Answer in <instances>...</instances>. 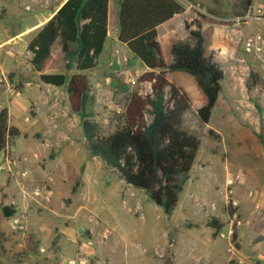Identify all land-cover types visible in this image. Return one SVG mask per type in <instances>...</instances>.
I'll list each match as a JSON object with an SVG mask.
<instances>
[{
	"label": "rangeland",
	"instance_id": "rangeland-1",
	"mask_svg": "<svg viewBox=\"0 0 264 264\" xmlns=\"http://www.w3.org/2000/svg\"><path fill=\"white\" fill-rule=\"evenodd\" d=\"M63 1L0 0V110L7 107L9 124L20 129L0 153V264H192L199 256L194 264H208L205 250L227 258L239 247L233 236L237 228L252 212L264 215V20L256 18L264 0H254L244 16H237L239 0H180L190 8L188 24L203 25L209 49L214 25L204 16L237 22L238 31L233 33V24L217 26L229 44L213 49L225 78L208 123L198 116L203 102L195 78L168 73L192 100L182 129L200 141L170 213L95 156L82 126L88 117L100 134L114 132L128 94L151 92V83L139 80L145 64L124 43L110 39L98 65L84 71L91 96L83 115L71 111L66 86L44 83L32 66L28 43L37 29L26 28ZM254 19L259 28L244 32ZM113 21L112 14L111 26ZM187 34L181 24L176 37ZM171 39L170 30L162 27V54L168 60ZM43 71L66 72L59 43ZM37 189L50 190V196L35 195ZM7 204L15 209L8 218L3 215ZM229 204L235 213L228 220ZM215 206L226 221L220 220L224 236L214 240L204 226L188 230L187 220L200 219L199 210ZM167 225L178 230L176 256L175 234L167 241L164 236ZM245 229V257H231L229 264H264V244L255 238L251 243L256 241L259 250L249 245L250 236L264 231V217Z\"/></svg>",
	"mask_w": 264,
	"mask_h": 264
},
{
	"label": "trees",
	"instance_id": "trees-1",
	"mask_svg": "<svg viewBox=\"0 0 264 264\" xmlns=\"http://www.w3.org/2000/svg\"><path fill=\"white\" fill-rule=\"evenodd\" d=\"M253 1L239 0L241 12L237 16L246 15ZM109 3L110 0H66L28 43L31 64L40 73L41 80L57 87L66 86L71 111L79 115L85 113L91 96L84 71L98 65L108 38ZM118 5L117 38L148 68L139 80L151 83V92L146 95L130 92L120 114V124L108 135L100 134L96 122L88 117H84L82 126L95 156L116 168L128 184L146 192L170 213L177 205L178 194L191 170L200 141L182 129L184 114L191 108L192 100L185 89L168 78V72H184L195 78L203 102L198 116L203 123L211 118L225 72L214 50L206 47L209 39L202 26L195 23L194 28L188 23L185 25L186 39L170 42L172 60L166 63L158 27L185 11L179 0H120ZM204 18L218 25L234 23ZM57 42L64 54L66 72L46 73L43 71L45 63ZM73 68L76 71L70 73ZM19 135L20 129L9 124L8 108L3 107L0 110V153ZM231 207L229 204L227 210L233 217L235 211ZM3 213L10 217L15 209L6 205ZM210 225L217 233L223 226L218 219H213ZM233 236L236 237V232Z\"/></svg>",
	"mask_w": 264,
	"mask_h": 264
},
{
	"label": "crops",
	"instance_id": "crops-1",
	"mask_svg": "<svg viewBox=\"0 0 264 264\" xmlns=\"http://www.w3.org/2000/svg\"><path fill=\"white\" fill-rule=\"evenodd\" d=\"M65 2H66V0H64L62 2V4L65 3ZM118 6H119L118 5V1H116V0H110V3H109L108 38H107V41H106V44H105V49H106L107 43H108V41L110 39L113 40V41H118L119 42V40L117 38L118 33H119ZM189 10H190L189 7H187V8L185 7V11L184 12L174 15V17H172L170 20L164 22L163 24H161L158 27V31H159V42H160V30H161L162 27L165 28V29H169L170 30L171 37H172L171 41L173 39H179V38L176 37V34L179 32V26L181 24L186 25L187 23H190L191 16H190ZM48 14L49 15H47L44 18H42L38 22H36V23L28 26L26 29L32 31V30H36V29L40 28L45 22H47L53 16L54 13H48ZM112 14H113V17H114L113 26H111V17H112ZM187 15H188V18L186 19V16ZM212 18L213 19H220V17H217V16H215V17L212 16ZM206 21H207V23L214 25V27H213V33L211 34V39H210L211 40V44H210L211 49L212 50L215 49V50L218 51L219 48H221V47L222 48H224V47L227 48L228 47V44H229V41H228L229 39L228 38H225L224 39V35L221 33V30L217 27L218 24L211 23L208 19H206ZM259 24H260V21H258L257 19L256 20L254 19V21L249 22L245 26H243L244 28H242V29L244 30V32L246 31V33H251L252 31H254L257 28H259V26H260ZM236 25H237V22H234L233 25L231 26V27H233V33H236L238 31V29L235 27ZM248 25H250V27H248ZM201 26H202V31L204 33L205 30L203 28V25H201ZM194 27L195 26L191 25V28H194ZM187 37H188V34H187V36L185 38H181V39L183 40V39H186ZM232 38H233V36H232ZM160 44H161V42H160ZM169 46H170V44H169ZM60 48H61V46H60ZM161 48H162V45H161ZM52 51H53V48H52ZM61 51H62V49H61ZM63 57H64V54H63ZM171 60H172L171 56H170V59L169 60H168V58H165V61H166L167 64L171 63ZM213 200L214 199H212V202H213ZM233 202H235L237 204V206L241 207L240 202L237 199L234 198L233 199ZM7 205H12V204H7ZM217 211H218V206H215L214 209H208V210H205V211L199 210V212L202 213V216L200 217V219H190V220H187L186 221L187 223H189L188 230L189 229L190 230H195L198 227L204 226V227H206V228L209 229V232H210V235H211L212 239L215 240L218 237H221L217 233V231L215 230V228L210 225V223H211V221L213 219H218L219 221L221 220L222 222H226L224 219L221 218L220 213L217 212ZM224 214L226 215V217L228 218V220L231 218V216L229 215V212H228L227 208H226V211H225ZM3 215H4V213H3ZM4 217H6V216L4 215ZM263 217H264L263 214H256V213L252 212L251 213V216L249 217V219L246 220V223L244 221L243 225L242 226H239L237 228L236 237H238V241H240V244H239V247H237V249H235V251H233L232 253L230 252L231 254L227 258L224 259L225 256L224 255H223L224 257L221 256V254H218L219 252L213 253V252H208L207 250H205V252H206V254H205L206 256L205 257H208V260H209V263L208 264H229V261H230L231 257H234V256H237L239 258H243V256L245 257V253L243 251V240H244V238L246 236V233H247V231H246L245 228L247 226L250 227L253 221H260ZM221 221H220V223L222 224ZM167 227H168V225L166 226V231L164 232V236L166 237V241H167V236L168 235H171L172 233L175 234L174 236H175V238L177 240L176 247H175V253H174L175 256H176V254L179 253V247H178V241L179 240L177 239V236H176V234L178 233V230L176 229L177 231L176 230L173 231L175 228L169 226L168 229H167ZM222 227H221L220 231L222 230ZM255 238H256V241H261V242H259V246L262 245V244H264V231H258V232H256L254 235L250 236V239H249V245H251L252 247L255 246L254 247V250H257V249L259 250V246L257 245V242L256 241L254 243L253 242L251 243V240H255ZM166 241H165V244H166ZM211 243H213V242H211ZM229 244H230V242H229ZM229 244H228L227 250L229 249ZM174 259H175V257H174ZM195 259L200 260V256L197 257V258H194V261H195ZM194 261H193L192 264H194Z\"/></svg>",
	"mask_w": 264,
	"mask_h": 264
},
{
	"label": "built area",
	"instance_id": "built-area-1",
	"mask_svg": "<svg viewBox=\"0 0 264 264\" xmlns=\"http://www.w3.org/2000/svg\"><path fill=\"white\" fill-rule=\"evenodd\" d=\"M258 14H257V16H256V18L257 19H263L264 20V8H258ZM248 49L250 50L251 49V46H252V41H250L249 43H248ZM259 49H261V47H258ZM35 195H38V196H44V197H49L50 196V193H51V191L50 190H46L45 192L44 191H42V190H40V189H37L35 192ZM218 234H220V236H224V233L223 232H221V231H219L218 232ZM73 264H84L85 262L83 261V260H74L73 262H72Z\"/></svg>",
	"mask_w": 264,
	"mask_h": 264
}]
</instances>
